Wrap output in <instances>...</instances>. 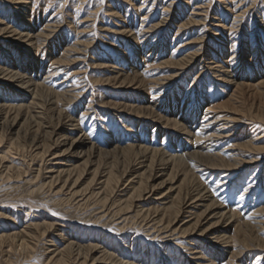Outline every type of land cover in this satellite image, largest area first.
I'll use <instances>...</instances> for the list:
<instances>
[{
    "label": "rangeland",
    "instance_id": "1",
    "mask_svg": "<svg viewBox=\"0 0 264 264\" xmlns=\"http://www.w3.org/2000/svg\"><path fill=\"white\" fill-rule=\"evenodd\" d=\"M26 1L27 3L25 2V0H0V24L3 27L5 23H7L6 25L11 27L10 30H12L13 28L14 29L18 28L17 29L18 31L23 29H26L25 31H28L31 30L30 29L31 27L32 28L31 31L32 32L34 31L33 32L34 34H44L46 36L48 35L47 38L46 36H44L40 42H37L36 44L37 47L35 46L33 49L34 50L33 55L35 57L40 58L42 64L41 68L39 69L40 73L35 74V77H38V79H43L45 77V74L43 75L44 71L50 70L49 65H54V67L57 68V70L55 71L56 73L50 72L49 76L46 77V80L43 85L46 87L47 86L53 87L57 84L56 86L59 87L57 88L56 91L55 90L54 91L59 93L65 91L67 94H66V99L56 100L57 103L55 101L54 102L55 104L53 103V105H51L52 107L48 106V101L45 102L47 105L46 108L48 107V110L46 111L47 114L43 115V118H45L44 120L45 123L43 122L44 124L43 123L40 124L42 126L39 127H37V125L36 127L34 126V124L35 123L37 124L38 121H40V119L31 116V114L33 113L30 110L27 113L21 112L18 116L8 115V116H3L2 117L3 119L2 118L0 119L1 121L0 122V138H1L0 157L3 156L6 149L7 150L9 149V151L6 152L5 155L6 157L0 159V235L1 233L9 232L12 229L19 230L23 228L26 224L28 225L29 223H32V221L33 223L35 222L37 224H42L41 226L42 228L40 227L39 230H36L37 236L35 237V240L33 239L32 242L33 248L30 249L28 252L21 250L18 247L8 249V247L6 248L4 245L8 244V242L10 241H5L7 243H2V241H0V264H7L5 263V261L8 260L10 261V263L12 262V264H51L50 261H47L48 258L51 256V254H49L51 251L50 252L47 251L54 250V247L49 245L50 243L48 240L54 239L55 243H57L59 247L62 248L64 243H62L63 240L61 242L59 241L61 240L60 235L61 236L64 235V241L66 240L65 238L67 236V238L79 244L96 243L101 247L105 248L107 251H111V250H112L111 252L115 251L114 253H116L118 257L120 255L118 254L117 249L119 248L122 249L119 243L126 242L132 248H130L131 249L130 251L128 250L125 251L124 253L127 252V254H130L129 256L133 255L134 258L133 261H136L137 263L140 264H158V263L162 264V262L163 264H166V262H164L166 260L170 264H172V262L175 263L178 262L177 264H180L179 263L180 258H182L184 255V254L182 255V253H184L186 247L190 246V243L192 242L194 243V241H192V239H194L193 236L180 235V234L169 235L171 234L169 232L168 234L165 233L164 234L165 237H164L163 234H159V232L157 231L158 225H154L155 228L157 226L156 229L151 228L150 226L152 225L151 224L152 222L148 223V220L146 221L140 217L139 218L134 217L135 212L133 211V209H135L136 207L131 208V211L127 212V216H130L131 220H129L128 223L126 222L127 223L125 225L126 227L124 226L122 229V227L119 226H122L121 221L122 218L125 216L119 218V216L116 215L115 207L112 206L111 201L108 200L105 206L101 205L100 203H97L93 197L92 198L85 197L88 196L87 194L88 190L87 192L86 191L84 192L85 194L81 191L75 193L74 195L72 194L73 191L79 190V188L85 186L87 180H85L83 183L81 182L82 184L78 183L70 190L65 188L59 190L60 189L59 186L61 185L59 183H56L51 187L46 183L49 180L47 178L48 176H46L49 173L45 172L46 170H48L49 166L48 167L46 166L48 164L51 165L53 161L52 158L54 152H56L57 149L59 148L58 145L55 146L53 144L54 140L60 134V130L56 129L55 126L56 123L61 124L62 121L67 122V120L69 119H74L76 120V122L78 121L80 122L79 119H81L80 122L81 124L79 122L76 123L77 124L76 127H78V130H80V132H83L85 134L91 133L92 134L90 138L91 142L96 146H98L99 148L107 147L108 142L106 139L109 140L113 137L112 139L116 140V142L113 143L115 145L125 146L128 145V143L135 144L136 142L135 145L144 144L145 146L150 148L155 147L158 149L160 148V150L162 151L166 150L167 153L172 149L171 147L174 146L173 144H175V140L176 141L178 140L176 135L179 134L169 130L166 127L164 128L162 126L163 124L156 122L152 117L144 115L146 112H148L149 109L147 108L144 110L143 107L144 106L146 107L147 105H152V109L154 110L155 114H159V115L162 114L161 116L163 117L164 116L173 117V118L175 117V119L178 122L186 125V128H188V130L191 131V129H193L191 132H193L194 130L198 131L200 128L199 124H201L202 127V125L205 123L204 122L202 124L197 121L198 118L202 117L204 113L203 109L206 108L205 106L221 107L220 105L222 103L224 105L225 102H228L227 100L230 99L229 98V95L231 93L230 86L227 85L224 86L222 82L216 80L217 77H215L211 73L209 67L214 66L215 63L213 62L215 60H220V58L228 56V51L226 50L222 52V54L217 55L216 52H211L210 49L214 50L220 44H224V45L226 44L225 47H228L227 44L229 43V41H231V39L240 42V45L238 46L239 49L238 55H240L241 57L243 56V54L241 53L242 46L245 47L244 44L246 42L252 43L250 48L253 49L254 47H256L254 48L253 52H247V54H245L246 57L245 59L243 58V60H241L240 62L239 60L237 61L236 59L233 62L234 64L233 66L236 67L237 69H241L240 73L244 72V75L243 73L242 75H240V78L242 77L241 81L244 82L257 81V79L261 77V75L259 74L261 72L256 73L255 69H261V67H264V57H263L264 53H262L263 50L262 47L264 46V41H263L264 40V0H26ZM19 5L21 6V8ZM24 5L25 7H23ZM12 9L15 10L13 11ZM18 10H21V12ZM20 13L24 15L23 18L20 17L22 16V14ZM18 16L20 19L16 18ZM22 19L27 20L29 26H22L18 24L22 22L21 21ZM172 21H174V23ZM162 41L164 42V44ZM165 41L167 42L165 43ZM56 42H58L59 44ZM83 42L85 43L87 42L88 44L89 43L90 44L84 46ZM161 44H163L164 46H161ZM18 45L19 44H17L15 41L8 39L6 36H3V34L1 36L0 33V48L3 47L2 50H0V59H1L0 66L5 68L9 66L5 62L6 58L7 60L10 59L11 57L13 58V56H9V55L26 53V52L24 53L23 51H19L20 48L17 49ZM197 48L200 49L198 50ZM195 50L199 52V54L197 55V58L193 61V63L190 64L191 68H188L182 74L176 76V78H170L172 74L171 70L175 68L173 67L169 68V66L165 67L163 65L162 66L159 65V62L164 61V59L174 60L181 56H184L185 54H189L192 51L194 52ZM132 52L134 53L132 54ZM140 53L141 54L143 53L144 55L142 54L143 55L142 56L140 55ZM28 54L30 55L31 52ZM124 55H126V58H124ZM134 55H136L135 58ZM253 55H255L253 57L254 62H255V58H257L256 61H260V64L261 61H263L262 65H258L257 67V64L256 65L253 64L254 62L251 61V56ZM202 56L204 57L211 56V58L202 59ZM59 59H64V60L63 62H59ZM210 60L212 61V63H209L211 62ZM244 60L247 61L246 68L244 67L242 68V63L244 62ZM141 62L143 63L141 64ZM218 62L219 64H223L222 62L220 63V61ZM207 64L210 65L207 67L206 66ZM135 66L136 68H134ZM142 66H144L146 69ZM116 70L121 73L127 72V74L129 75H132V73L139 74L141 79L143 78L146 80L145 81L146 86H144L146 88L143 90L142 88L134 87L132 89L131 87V89L129 88L130 89L129 90L105 82L104 80L106 78H110L113 76L111 72L112 71L116 72ZM121 70H123L124 72ZM65 77L69 79L67 78L65 79ZM158 78H163V79L167 78V80L162 79V81L164 82L161 84L159 83V81L161 80H159ZM157 79L158 81H156ZM53 80H55V82ZM72 82L73 84L75 83L76 84L73 85L71 84ZM61 85L63 86L62 88L63 90L61 89ZM259 88L258 89L256 88L258 91H260V93L258 94H256L255 91H253L254 89L243 90V94L241 96V103L243 104L246 112L237 113L238 114L237 117L239 118V120L237 122H230V125H228V127L226 128L227 135L225 137L218 139L220 142L218 141V144H216L215 146L217 147L219 145V151H221L224 148H228L226 150L227 152L230 148L229 147L230 145L236 143H242V142L244 143L249 138H252L254 139L253 141L254 145H256L258 149L256 148L255 150L254 149L251 150L247 148L243 149V147H241L239 149L228 151V153L230 152L229 153L230 156H232L231 154H233V157L231 158L232 161L242 160L244 162H248L249 160L252 161V159H254L252 163L239 164L240 167L238 169L241 172L238 169L231 171L232 172L231 176H229L228 174L224 178L220 177L222 176V174H220L218 170H216L214 174L211 176L210 174L213 173L211 171V168L207 167L208 168L207 170L209 171L208 173V171L204 169L206 168L204 164L199 165L197 163V165L195 164L196 166L193 167L194 176L198 177L196 179L199 180L200 183L202 181V184L204 188L206 187L205 189L207 191L211 190L209 193L210 194L212 193L213 198L216 201H218V203L221 204L222 207L224 205V208H226V210L234 212V210L236 209L235 211L238 218L240 217L244 218V220L239 219L240 220L239 223H241L242 225L241 224L234 225L229 230V233H227V235H230L231 239L233 240L231 243L234 242L232 245L233 247L229 248V251L227 250L228 253L222 252L221 254L222 259H217L218 264H264V246L262 243H259V245L261 246H258L257 245L258 242H256L257 238L260 237V235H264V229H262L263 231L260 230L259 232V229L255 223V221H258L260 219L264 220V211L261 213L254 212L258 208L264 209V90H263L264 87H261V89ZM69 91L70 93H68ZM154 95H156V97ZM142 99L143 101H141ZM172 99L174 105L176 104V109L173 110V112H172V107H173ZM119 102L120 103L125 102L133 106L137 103L135 105V107H138V112L136 113L137 115L125 111L124 109H118L114 105H112L113 103L116 104ZM193 104H195V106ZM193 106L195 109H193ZM86 107L88 109H86ZM197 109L198 110L200 109L202 115H197L193 117V114ZM220 109L221 111H226V109L224 110L222 108ZM63 115H65L64 119H63ZM210 115L213 114L210 113L209 116ZM67 116L69 118H67ZM31 117L33 118L31 119ZM209 123L210 121L208 122V124ZM252 123L255 125H253ZM93 124H95V126ZM79 125L81 126L84 125V126L81 127ZM243 127L245 134L242 133L243 131H241ZM7 128L8 130H6ZM78 130L76 131L73 130L74 132L71 130L72 133L71 135L77 136L79 134ZM85 130H87V132H85ZM38 131L40 132V134ZM237 131H239V133ZM228 133H230L229 135L231 136H229ZM44 134L47 136H45ZM14 136H16L17 138L16 137L13 138ZM28 136L30 137V139ZM227 136L229 138H227ZM15 140L16 143H20V146L14 143ZM19 140H21L22 142ZM121 140L123 142L120 143ZM151 142L153 145L151 144ZM44 144L49 146V148L47 147V152H45L41 156L39 155V157H37L38 159L35 158L34 155L36 151L42 150V148H44ZM181 144H177L179 147V151L180 153L188 151L185 152V154H189V152L198 148H204L202 140H200L199 142L198 140L197 142L196 141L194 143L192 142V147H191V143L190 144L181 143ZM12 145L14 146V148ZM198 145L199 147H197ZM188 146H190L191 148ZM228 153L224 155H228ZM224 157L227 158L228 156H224ZM127 158H129V160L132 159L133 161L134 155L128 153L127 156L125 157V155L123 154L122 155L117 154L118 162L121 161L119 162L120 166H118L120 167L118 168L120 171L121 170L123 171L124 167L129 165L130 162H132L129 161ZM83 159L81 161L79 160L78 162L79 163L82 162ZM3 165H11L12 168L18 167L19 169H22V172L26 170V173H22L20 176H16L15 174L11 175L8 172L5 173L4 171V174H1V171L4 170ZM36 173L38 174V176ZM218 175L220 178L218 177ZM226 179L227 182L225 181ZM234 179H236V181ZM218 180L220 184L217 182ZM230 180L231 182H229ZM121 182L123 184L125 180H122ZM246 182L249 183L248 186L246 185L247 184ZM225 183L227 184L225 185ZM216 184L217 185L219 184L218 187L216 186ZM223 184L225 186H223ZM123 185L125 186V184ZM123 185L119 189H122ZM131 190L128 191L127 195L131 192ZM226 191L229 192L226 193ZM121 193L122 191H117L116 193H114L116 195H114L112 199L116 197L117 194H121ZM225 199L227 202H225ZM147 203H148L147 201L143 203L144 207L149 206L147 205ZM103 210L104 212H102ZM3 214H6L7 218H4L5 216ZM185 216L186 214H183L179 218V221L175 226H179L183 220L189 219L188 217ZM10 217L14 218L16 221L15 225L13 224L14 226L11 224L12 222L10 221ZM247 219L250 220L252 223L250 221H247ZM145 221L148 223V225ZM60 223H62L61 225H63V227L66 226L64 227V230L63 228L60 227ZM129 223H130V227H129ZM134 223H136L137 226ZM48 224H50L49 225L50 227L49 226L47 227ZM244 224H246V226ZM242 228L244 230H241ZM55 230H60V231H55ZM148 230L150 231V233L148 232ZM156 231L158 233H156ZM245 234H249L251 238L255 237L256 240L254 242H252L253 240H251L250 242L251 244L244 243L242 244V246L241 245L238 246L236 242L244 239L242 237L246 236ZM195 235H197V233H195L194 236ZM156 237L158 239H156ZM246 237H248V235ZM158 240L160 241L162 240V241L160 242ZM195 240L197 243L205 244V242L201 239H195ZM188 241H190L189 244H187ZM168 245L169 247H167ZM3 246L5 252L3 250H2L3 252L1 251V248H3ZM197 246L200 247V244H197ZM134 249L136 253L134 252ZM200 249L202 250L203 247H201ZM237 249H241V253L238 254L236 252ZM221 250H224V247ZM202 251L206 253L205 255H207L209 249L204 248ZM144 260L147 261L145 262ZM182 264H189L188 260H186L185 258V261Z\"/></svg>",
    "mask_w": 264,
    "mask_h": 264
},
{
    "label": "bare ground",
    "instance_id": "2",
    "mask_svg": "<svg viewBox=\"0 0 264 264\" xmlns=\"http://www.w3.org/2000/svg\"><path fill=\"white\" fill-rule=\"evenodd\" d=\"M18 2H16V3H18ZM25 2L27 3L26 0H25ZM23 7H25V5ZM20 8H21V6H20ZM110 10H111V8H110ZM18 11L21 12V10H18ZM228 11H230V10H228ZM17 12H14V13H17ZM20 14H22V13H20ZM174 15H175V13H174ZM19 16L16 17V18H19ZM20 17L23 18L24 15L22 14V16H20ZM120 17H121V15H120ZM21 21L22 22L18 23V24H20L22 26H29V23H28L27 20L22 19ZM172 22L174 23V21H172ZM1 23H2V21H1ZM6 24L7 23H5V25L3 27L0 24L1 36L3 34V36H6L8 39H11L12 41H15L17 44H19L17 46L18 47L17 49L20 48L19 51H23L24 53L25 52L26 53L25 54H20L19 53L17 55H9V56H13V58H14L13 59L11 57L13 60L11 58L8 59V60H7V58L5 59L6 60L5 61L6 64L9 65V66L6 67V68L0 66V119L3 116H8V115L18 116L21 112L27 113L30 110L33 113V114L30 113L31 116H34V117L40 119V121H38L37 124L33 123L34 126L35 127H36V125H37V127L42 126L40 124H42L44 122V120H45V118H43V115L47 114L46 111L48 110V107L46 108L47 105H46L45 102L48 101V106L52 107L51 105H53V103L56 100L66 99V94L67 93L65 91L60 92V93L59 92H55L57 90V88L59 87V86L58 87L56 86L57 84L55 86H53V87L52 86H49V87L47 86L46 87V86L43 85L45 80H46V77L49 76L50 72H55L57 70V68H55L54 65H49L50 70L44 71L43 75L45 74V77L43 79H38V77H35V74H37V73L39 74L40 73L39 69L41 68L42 64H41V59L38 58V57H35L33 55L34 54V50L33 49L36 46L37 42H40L43 39V37L46 36V35H44V34H34L33 33L34 31L33 32L31 31L32 30L31 27H30L31 30H28V31H25L26 29L18 31L17 30L18 28L17 29L15 28L16 30L14 28L12 30H10L11 27L7 26ZM8 25H10V24H8ZM37 25H38V23H37ZM56 27H58V26H56ZM47 29H48V27H47ZM119 32H121V31H119ZM47 36H46V38H47ZM237 38H239V37H237ZM7 41H9V40H7ZM163 41H164V38H163ZM189 41H187V42H189ZM148 42H150V41H148ZM166 42L167 41H165V43ZM56 43H58V42H56ZM83 43H84V46H87V45L90 44V43L88 44L87 42L86 43L83 42ZM255 43H257V42H255ZM21 44H23V45H21ZM163 44H164V42H163ZM163 44H161V46H164ZM251 44H252L251 42H249V43L246 42L244 44L245 47L242 46V52H241L243 54L242 57L240 55H238L239 54L238 46L240 45V42L236 41V40H232L231 39V41H229V43L227 44L228 47H225L226 44L225 45L224 44H220V45H218L216 47V49H214V50L210 49L211 52H216L217 55L222 54V52H224L225 50L228 51V56L229 57L227 56V57L220 58V60H215V61L213 60L214 61L213 63H215V64H214V66H210L209 69H210L211 73L215 77H217L216 80H218L219 82H222L224 84V86L225 85L230 86V90H231L232 94L230 93V95H229L230 99H228L227 100L228 102H225L224 105L222 103L220 105L221 107H213L211 105H210L211 107L205 106L206 108L203 109L204 110L203 111L204 112L203 115L201 114L200 109L199 110L198 109L195 110V113L193 114V117H195L197 115H202V117L198 118L197 121L202 123V124L205 122L202 125V127H201V124H199L200 125V128H199L200 131L199 130L198 131L194 130L193 132H191L193 129H191V131L188 130V128H186V125H184L183 123L178 122L175 119V117L174 118L173 117H165V116L163 117V116H161L162 114L161 115L155 114L154 110L152 109V105H147L146 107L145 106L143 107L144 110L147 109V108L149 109L148 112H146L144 115L152 117L156 122H158L160 124H163L162 126L164 128L166 127L169 130L179 134V135H176L178 140L177 141L175 140V144H173L174 146L171 147L172 149L170 151H168L167 153H166V150L162 151V150H160V148L159 149L155 148V147L154 148H150V147L145 146L144 144L143 145H141V144L140 145H135L136 142H135V144H129L128 143V145H125V146L115 145L113 143H115L116 140L112 139L113 137L111 139H109V140L106 139L107 142H108L107 147L99 148L98 146H96L95 144H93L91 142V139H90L91 136H92L91 133L85 134L83 132H80V130H78V127H76L77 126L76 123L79 122L78 120H77L78 122H76V120H74V119H69V120H67V122H63L62 120L65 118V115H63V119L61 120L62 121L61 124L56 120L59 124L56 123L55 128L60 130V134L54 140L53 144L55 146L58 145L59 148L57 149L56 152H54V155H53V158H52L53 161H52L51 165L48 164L46 166V167L49 166L48 170L45 171L46 173H49L48 175H46V176H48L47 178L49 179L46 183L50 187L53 186L56 183H59V184H61L59 186L60 187L59 190L64 189V188L70 190L75 185H77L78 183H81V182L83 183L85 180H87V182L85 183V186H83L82 188H79V190L73 191L72 194L74 195L75 193H78L80 191L84 193L85 191L87 192V190H88V192H87L88 196H85V197H91V198L93 197L96 200V202L100 203L101 205L105 206V204L107 203L108 200L111 201L112 202L111 204H112V206L115 207V211H116V212L115 211H113V212H115L116 215L119 216V218H122L123 216H125V217L122 218V221L120 220L121 223H122V226H119V227H122V229L128 223V221L131 220V217L127 216V212L131 211V208L136 207L135 209H133V211L135 212V216L134 217H138V218L140 217V218H142L143 220H146V221L148 220V223L152 222L151 223L152 225L150 226L151 228H155L154 225H158V228H157V226H156V228H157V231L159 232V234H163V236H164L165 233L168 234L170 232L171 234H169V235L180 234V235H189V236H193L194 237V239H192V241H194V243L193 242L190 243V246L186 247L184 253H182V255L183 254L184 255H183L182 258H180V262H179L180 264H182L185 261V258H186V260H188L189 264H218L217 259H222V256H221L222 252L228 253L227 250L229 251V248L233 247L232 245H233L234 242L231 243L233 240L231 239L230 235H227V233H229V230L234 225L241 224V223H239V221H240L239 219H241V220L243 219L244 220V218L243 217L242 218L241 217L238 218V216L236 214V211H235L236 209L234 210V212H232V211L226 210V208H224V205L222 207V205L219 204L218 201H216L213 198L212 193L211 194L209 193L211 190L207 191L205 189L206 187L204 188V186L202 184V181L200 183L199 180L196 179L198 177L194 176V174H193L194 168L193 167H195L197 165V163L199 165H203L204 164L206 166V168H204V169L207 170L208 169L207 167L211 168V171L213 172L212 174H210L211 176L214 174V172L216 170H218L220 172V174H222V176H220V177L224 178L228 174H229V176H231V174H232L231 171L237 170L240 167L239 164H242V163L251 164L252 161L254 160V159L250 158V159H252V161L249 160L248 162H244L242 160L241 161H236V160L232 161L231 158L233 157V154H231L232 156H230V154H229L230 152L228 153L229 150L239 149L241 147H243V149L247 148V149H251V150H253V149L255 150L256 148L258 149V147H256V145H254V143H253L254 139H252V138H249L246 141L244 140L245 141L244 143L242 142V143H236V144L230 145L229 146L230 148H229V150L227 152H226V150L228 148H224L221 151H219V145L217 146L218 148L215 147L216 144H218V141H219L218 139H220L222 137H225L227 135L226 134V132H227L226 128L228 127V125H230V122H237L239 120V118L237 117V115H238L237 113L246 112L243 104L241 103V96L243 94V90H245V89H250V90L254 89L253 91H255L256 94H258V93H260V91H258L257 89L259 87H260L259 89H261V87H264V67H261V69H255L256 73L257 72L258 73L261 72V73H259L261 75V77L258 78L257 81H255V82H244V81H241L242 77L240 78V75H242V73L244 75V72L240 73L241 69H237L236 67L233 66L234 65L233 62L236 59H237V61L239 60V62H240L241 60H243V58L244 59L246 58L245 54H247V52H253L254 48H256V47H254L253 49L250 48ZM137 45H139V44H137ZM65 46H66V44H65ZM254 46H256V45H254ZM141 47H142V45H141ZM259 47H260V45H259ZM2 48L3 47H1L0 50H2ZM194 48H195V46H194ZM262 48H263L262 53H264V46ZM48 49H49V46H48ZM138 50H141V49H138ZM136 51H137V49H136ZM259 51H260V48H259ZM30 52H31L32 55L28 54ZM121 53H120V55H121ZM133 53L134 52H132V54ZM142 54L140 53V55H142ZM198 54H199V52H197L195 50L194 52L192 51L189 54H185L184 56H181V57H179L177 59H174V60L173 59H164V61L159 62V65L160 66L163 65L165 67L169 66V68L170 67L171 68L172 67L175 68V69L171 70L172 74H171L170 78H176V76H179L185 70H187L188 68H191L190 64L193 63V61L197 58ZM203 54H205V53H203ZM136 55H138V54H136ZM136 55H134V58H135ZM254 56L255 55L251 56V61H253V62H254V58H253ZM58 58H60V57H58ZM124 58H126V55H124ZM142 58H144V57H142ZM203 58L204 59H210L211 56L210 57L209 56L208 57L207 56L206 57L202 56V59ZM45 59H47V58H45ZM212 59H213V57H212ZM56 60H58V59H56ZM63 60L64 59H59V62H63ZM256 60H257V58H255V62L253 64H255V65L257 64V67H258V65H262L263 61H261V64H260V61H256ZM218 61H220V63L222 62L223 64H219ZM113 62H115V61H113ZM142 63L143 62H141V64ZM146 63H147V61H146ZM209 63H212V61L209 62ZM246 64H247V61L244 60V62L242 63V68L243 67L246 68L247 67ZM209 65L210 64H207L206 66L208 67ZM240 65H241V63H240ZM51 66H52V68H51ZM138 66H139V64H138ZM106 67H107V65H106ZM132 67H133V65H132ZM142 67H144V66H142ZM134 68H136V66ZM245 70H247V69H245ZM62 71H63V69H62ZM121 71H123V70H121ZM133 71H134V69H133ZM111 73L113 74V76L111 75L112 77L106 78L105 80L103 79L105 82H107L109 84H113V85H116L117 87H121V88H124V89L125 88L126 89H129V88L131 89V87L133 89L134 87H136V88H142L144 90L146 88V87H144V86H146L145 85L146 84V82H145L146 80L143 79V78L141 79L139 74H137V73H132V75H129V74H127V72L126 73H121V72H119L117 70H116V72L112 71ZM188 75H189V72H188ZM66 78L67 77H65V79ZM67 79H69V78H67ZM158 79L161 80V81H159V83L162 84L164 82V81H162L163 78H158ZM158 79L156 81H158ZM74 80H75V78H74ZM163 80H167V78H165ZM51 81H52V79H51ZM53 81L55 82V80H53ZM66 81H68V80H66ZM53 84H55V83H53ZM71 84H73V82ZM75 84H73V85H75ZM192 86H193V84H192ZM62 88H63V86L61 85V89ZM68 89H70V88H68ZM75 89H73V90H75ZM219 90H220V88H219ZM263 90H264V88H263ZM68 93H70V91ZM154 96L156 97V95H154ZM141 101H143V99ZM56 103H57V101H56ZM77 105H78V103H77ZM112 105H114L118 109H124L125 111L131 112V113H134V114H136L138 112V107H135V105L133 106V105L125 103V102L124 103H122V102L120 103L119 102V103H116V104L113 103ZM193 105L195 106V104H193ZM207 105H209V104H207ZM172 106L174 107V108L172 107V112H173V110L176 109V104L174 105L173 99H172ZM188 106H189V104H188ZM194 106H193V109H195ZM220 108H222L223 110L226 109V111H221ZM86 109H88V108L86 107ZM112 109H114V108H112ZM183 109H184V106H183ZM107 113H109V112H107ZM116 113H118V112H116ZM192 113H193V111H192ZM210 113H212L213 115L209 116ZM114 117H117V116H114ZM32 118L33 117H31V119ZM67 118H69V117L67 116ZM83 119H84V117H83ZM187 119H185V120H187ZM79 120L81 122V119H79ZM14 121H15V119H14ZM180 121H181V119H180ZM209 121H210V123L208 124ZM82 122H83V120H82ZM126 122H128V121H126ZM189 123H190V121H189ZM193 124H194V122H193ZM90 125H91V123H90ZM93 125L95 126V124H93ZM253 125H255V124H253ZM79 126H81V125H79ZM83 126H81V127H83ZM35 127H33V128H35ZM234 127H236V126H234ZM19 128H21V127H19ZM239 129H241V128H239ZM6 130H8V128ZM71 130L72 131L73 130H75V131L78 130L79 134L77 136L71 135L72 134ZM27 131H29V130H27ZM27 131H26V133H27ZM88 131H89V128H88ZM241 131H243L242 133H244V127L241 129ZM254 131H255V129H254ZM85 132H87V130H85ZM237 132L239 133V131H237ZM15 133H16V131H15ZM39 134H40V132H39ZM171 134H172V132H171ZM229 134L230 133H228V135ZM45 136H47V135H45ZM121 136H122V134H121ZM229 136H231V135H229ZM15 137L16 136H14L13 138H15ZM227 138H229V137L227 136ZM29 139H30V137H29ZM95 139H96V137H95ZM123 139H124V137H123ZM179 140L183 144H185V143H189L190 144L191 143V147H192V142L194 143L195 141L197 142V140H198V142L200 140H202L204 148H198V149L192 150L191 152H189V154H185V152H188V151H185V152L182 151L183 153H180L179 147L177 145V144H181ZM19 141H21V140H19ZM0 142H1V138H0ZM10 142H12V141H10ZM121 142H123V141L121 140L120 143ZM14 143L16 145L20 146V143H16V140H15ZM46 143H48V142H46ZM151 144H152V142H151ZM33 145H35V144H33ZM222 146H223V144H222ZM47 147L49 148L48 145L44 144V148H42V150L36 151L34 157L37 158V157H39V155L41 156L45 152H47ZM188 147H190V146H188ZM197 147H199V145ZM13 148H14V146H13ZM7 151H9V149L8 150L6 149L4 154L2 153L3 156H1L0 159H3L4 157H6L5 155H6ZM128 153H131V155L132 154L134 155L133 161H132V159L129 160V158H127L129 161H132V162H130L129 165L125 166L123 171L122 170L120 171L118 169L120 167H118V166H120L119 162H121V161L118 162L117 154H121V155L123 154L126 157ZM227 153H228V155H224V154H227ZM224 156H228V157L226 158ZM66 158H68V159H66ZM82 159H83V161L79 163L78 161L79 160L81 161ZM239 159H241V158H239ZM239 159H237V160H239ZM3 169H2L3 171H1V174H4V171H5V173L8 172L9 174H11V175L15 174L16 176H20L22 173H26V170H24L22 172V169H19L18 167L17 168H14V167L12 168L11 165H3ZM258 169H259V166H258ZM128 172H130V173H128ZM208 173H209V171H208ZM33 174H35V173H33ZM204 174H207V173H204ZM5 175H7V174H5ZM37 176H38V174H37ZM211 176H209V177H211ZM218 177H219V175H218ZM236 179H234V180L236 181ZM122 180H125V182L123 183V184H125V186L122 184V182H121ZM156 180H158V181H156ZM225 181L227 182V179ZM217 182L219 183V180ZM220 182H221V180H220ZM229 182H231V180ZM229 182H228V184H229ZM246 183H247L246 185L248 186L249 183L248 182H246ZM121 184L123 185V188H122L123 190L119 189L122 186ZM226 184L227 183H225V185ZM218 185L216 184L217 187H218ZM225 185L223 184V186H225ZM129 190H131V192L127 195ZM227 190H228V188H227ZM117 191H122V193L121 194H117V196L112 199V197L114 195H116L114 193H116ZM228 192L226 191V193H228ZM31 193H32V191H31ZM227 196H228V194H227ZM145 201L148 202L147 203V205H149L148 207H144L143 203ZM225 202H227L226 199H225ZM252 203H253V201H252ZM110 209H111V207H110ZM233 209H234V207H233ZM104 210L102 212H104ZM263 211H264V209L258 208L254 212L255 213H261ZM105 213H106V211H105ZM251 213H253V212H251ZM183 214H186L185 217H188L189 219H185V220L182 221V223L179 226H175L177 224V222L179 221V218ZM3 215L5 216L4 218H7L6 214H3ZM103 215H105V214H103ZM252 218H253V216H252ZM257 219H258V217H257ZM10 221L12 222L11 223L12 225L13 224L15 225L16 221H15L14 218L10 217ZM140 221H141V219H140ZM247 221H250V220L247 219ZM245 222H246V220H245ZM130 223H129V227H130ZM148 223H147V225H148ZM255 223H256V226L259 229V232H260V230L264 229V220L260 219L258 221H255ZM61 224L62 223H60V227L63 228V230H64V227H66V226L63 227V225H61ZM67 224H69V223H67ZM134 224L137 226L136 223H134ZM49 225L50 224H48L47 227ZM244 225L246 226V224H244ZM41 226H42V224H37L35 222L33 223V221H32V223H29L28 225L26 224L23 228H21L19 230L12 229L9 232L1 233L0 241H2V243H7L5 241H10V242H8V244L4 245L6 248L8 247V249L9 248L12 249L14 247H18L19 249L28 252L30 249L33 248L32 242H33V239L35 240V237L37 236L36 230H39V228ZM116 227H118V226H116ZM241 227H243V226H241ZM257 227H256V229H257ZM118 230H119V228H118ZM145 230H147V229H145ZM241 230H244V229L242 228ZM55 231H60V230H55ZM124 231H125V229H124ZM157 231H156V233H158ZM148 232L150 233L149 230H148ZM195 233H197V235L194 236ZM65 234H67V233H65ZM245 235L246 236L248 235V237L244 236V237H242L244 239L239 240L238 242H236L238 244V246H240V245L242 246V244H244V243H248L249 244L251 242V240H253L252 242H254L256 240L255 237L251 238V236L249 234H245ZM60 237H61L60 238L61 240H59V241L61 242L63 240L62 243H64L62 248H60L59 245L57 243H55L54 239H49L48 240L49 243H50L49 245L54 247V250L47 251L49 249V247L46 250L47 252L51 251L49 253V254H51V256L47 260V261H50L51 264L52 263L53 264H140V263H137L136 261H133V259H134L133 255L129 256L130 254H127V252L124 253L125 251H128V250L130 251L131 250L130 248H132L126 242L119 243V245H120V247H122V249L118 247L119 249H117L118 250L117 252L120 255L118 257L116 255V253H114L115 251L114 252H111L112 250L111 251H107L105 248L101 247L100 245H98L96 243L95 244L94 243L79 244V243H77V242H75L73 240H70L69 238H67V236L65 238L66 239L65 241H64V235L63 236L60 235ZM76 239H78V238H76ZM81 239H79V240H81ZM156 239H158V238L156 237ZM195 239H201V240H203L205 242V244L197 243ZM74 240H75V238H74ZM101 240H103V239H101ZM147 240H145V241H147ZM154 240H155V237H154ZM158 241H160V240H158ZM99 242H100V239H99ZM134 242H132V243H134ZM189 242L190 241H188L187 244H189ZM256 242H258L257 243L258 246H261V245H259V243H262L263 246H264V235H260V237L257 238ZM148 243H149V241H148ZM197 244H200V247H198ZM103 245H106V244H103ZM4 246H3V248H1V251L3 250L5 252ZM249 246H251V245H249ZM252 246H253V244H252ZM167 247H169V245ZM201 247H203V249L204 248L209 249L207 255H205L206 253L202 251L203 249L202 250L200 249ZM223 247H224V250H221V249H223ZM146 248H147V246H146ZM171 248H172V246H171ZM134 252H135V249H134ZM236 252L238 254L241 253V249H237ZM144 254H145V252H144ZM163 254H164V252H163ZM137 259H139V258H137ZM164 260H165V258H164ZM164 262H166V264H170L169 262H167V260L164 261ZM171 262H172V260H171ZM5 263L12 264V262L10 263L9 260L5 261ZM177 263L178 262H176V263L172 262V264H177ZM162 264H163V262H162Z\"/></svg>",
    "mask_w": 264,
    "mask_h": 264
}]
</instances>
